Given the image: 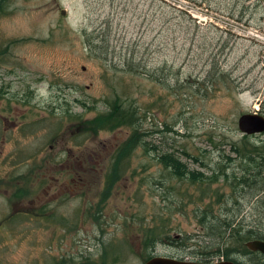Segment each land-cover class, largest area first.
Instances as JSON below:
<instances>
[{"label":"rangeland","instance_id":"374dc122","mask_svg":"<svg viewBox=\"0 0 264 264\" xmlns=\"http://www.w3.org/2000/svg\"><path fill=\"white\" fill-rule=\"evenodd\" d=\"M113 96L138 106L157 155L170 152L210 175L242 140L238 118L264 115V0H5L0 264H112L110 248L121 256L116 264H143L148 252L205 260L199 190L188 187L183 200L159 185L152 192L162 174L153 150L138 149L105 190L111 155L129 132L91 131L87 122ZM249 141L260 145L264 135ZM255 191L239 197L248 221L261 217ZM157 224L189 249L158 243L145 251L144 227ZM256 255L232 258L251 264Z\"/></svg>","mask_w":264,"mask_h":264},{"label":"trees","instance_id":"16d2710c","mask_svg":"<svg viewBox=\"0 0 264 264\" xmlns=\"http://www.w3.org/2000/svg\"><path fill=\"white\" fill-rule=\"evenodd\" d=\"M4 2L5 0H0V6ZM104 105L105 110L92 121L87 122L89 130L99 132L126 129L129 132L127 138L114 149L111 155L108 170L105 173L106 191H109L126 174L131 165L132 156L138 149L145 155L149 150H153L156 154L154 159L157 165L160 166L159 169H161L162 174L160 179L153 178L150 185L152 192H157V185H159L160 188L163 187L162 194L164 192V196L173 193L183 200L185 197L188 198L186 196L189 194L188 187L194 186L199 190L198 197L195 199L196 205L199 207L195 209L194 215L204 232L201 242L205 246H202V251L199 253L201 259L204 258L205 260H202L205 263L232 261L235 264H240L232 258L234 255L257 256L256 254H259L258 259L252 261L251 264H264L263 255L251 252L245 247V244L249 241L264 240V214H262L264 213V142L256 145L249 141L251 136L243 135L240 142L230 143L229 154H222L220 156L221 160L216 164L211 174L205 175L201 172L189 170L179 158L170 152L157 155L158 148L156 146L148 147V135L141 129L140 125L142 117L140 109L134 102H128L119 96H113L106 99ZM194 161L197 162V159H194ZM234 162L237 165V170H239V176L234 172L229 173V170H233L232 164ZM171 180L175 184L171 183ZM220 182L230 189V193H220ZM213 186L216 187L213 188ZM253 187L256 190V195L253 197H257L253 208L260 212L261 217L257 216L253 221H248L242 215L245 207L240 203L239 197L243 191ZM162 227L164 226H159V224L153 227H144L141 246L145 251L153 250L158 243L171 247L177 246L182 250L189 249V246L183 243L177 245L179 242L177 238H170L167 235L168 228ZM208 238L211 244H208ZM190 240L191 238H186V241ZM194 246L197 249L201 248L199 244H194ZM215 246L217 247L215 251L210 253L206 251V248ZM111 250L110 248L109 254L108 249L105 250L104 258L107 260L110 253L113 252L111 262L116 264L117 258L119 259L121 256ZM205 256L215 257L216 259L206 260ZM150 258L152 256L148 252L145 255L144 262ZM194 261L200 262L199 260ZM58 264L67 263L61 260Z\"/></svg>","mask_w":264,"mask_h":264},{"label":"water","instance_id":"95a60500","mask_svg":"<svg viewBox=\"0 0 264 264\" xmlns=\"http://www.w3.org/2000/svg\"><path fill=\"white\" fill-rule=\"evenodd\" d=\"M63 14V13H62ZM237 128L241 135L255 136L264 134V115L257 113L243 114L237 120ZM251 252H257L264 256V240H252L245 244ZM143 264H235L232 261H221L217 263H198L187 260H178L169 257L154 256Z\"/></svg>","mask_w":264,"mask_h":264},{"label":"flooded vegetation","instance_id":"af4514ba","mask_svg":"<svg viewBox=\"0 0 264 264\" xmlns=\"http://www.w3.org/2000/svg\"><path fill=\"white\" fill-rule=\"evenodd\" d=\"M187 261H193V262H196V261H194V260H187ZM200 262H198V263H203V260H199ZM202 261V262H201Z\"/></svg>","mask_w":264,"mask_h":264},{"label":"built area","instance_id":"2783aa9c","mask_svg":"<svg viewBox=\"0 0 264 264\" xmlns=\"http://www.w3.org/2000/svg\"><path fill=\"white\" fill-rule=\"evenodd\" d=\"M216 262H218V261H216Z\"/></svg>","mask_w":264,"mask_h":264}]
</instances>
